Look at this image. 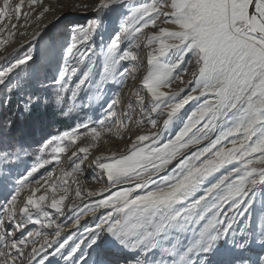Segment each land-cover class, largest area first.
<instances>
[{"label":"snow or ice","instance_id":"6c2138e0","mask_svg":"<svg viewBox=\"0 0 264 264\" xmlns=\"http://www.w3.org/2000/svg\"><path fill=\"white\" fill-rule=\"evenodd\" d=\"M50 11L43 0H2L0 22L7 23L0 26L5 34L0 48L15 35L8 30L9 25L17 28L13 17L23 19L20 27L34 23L36 30L26 53L0 56L7 61L0 68V85L19 87L21 73L41 81L46 68L56 67V102L70 100L75 108L85 85L94 82L99 93L110 78L116 80L122 62L132 67L119 72L121 80L126 74L135 80L142 62L134 49L143 47L148 49L146 71L133 93L141 112L135 124L139 128L147 122L154 131L130 137L119 154L91 159L89 167L100 169L107 183L98 191L77 187L80 201L101 197L82 206L65 204L70 189L63 177L83 172L103 134L122 138L128 125L127 114L122 119L115 110L119 93L107 104L105 119L95 122L98 127L81 123L40 149L51 148L52 159L59 160L69 144L86 141L71 152L72 166L61 169L63 177L53 180L49 173L43 184L27 183L49 160L34 165L11 192V173L0 177L5 199L0 207L10 222L0 220V264H33L41 253L39 264H264V193L256 208V189L264 188V0H96L87 26L70 24L63 30L59 17L44 23ZM149 28L154 31L145 32ZM97 34L99 53L93 43ZM97 55L100 73L94 71ZM188 66L195 71L185 81ZM177 81L183 86L173 90ZM192 102L196 107L188 113ZM39 104V96L29 95L24 108L30 112ZM170 128L173 134L165 137ZM26 190L30 194L17 219L18 200ZM47 209L59 216L71 213L74 228L92 214L94 226L61 241L65 229ZM28 224L53 231L25 236ZM35 237L43 238L39 247Z\"/></svg>","mask_w":264,"mask_h":264},{"label":"rangeland","instance_id":"374dc122","mask_svg":"<svg viewBox=\"0 0 264 264\" xmlns=\"http://www.w3.org/2000/svg\"><path fill=\"white\" fill-rule=\"evenodd\" d=\"M14 2H18V0H14ZM43 2L46 6L51 8V11L47 14V18L44 20V23H48L49 20L52 22H57L56 18L59 17L60 20L58 22V26L62 30L70 24L87 26L95 16L92 8L94 7L96 0H43ZM128 2L130 4L139 3L142 2V0H128ZM0 3H2V0H0ZM85 5H87V7H85ZM24 10H27L26 5ZM3 23H7V21L0 22V26H2ZM12 23H17V28L12 30L11 25H9L8 30L14 31L15 35L14 37L9 38L8 44L0 48V56L7 55L14 57L16 55H23L27 52L29 47H31L29 41H31L32 32L36 30V25L33 23L27 28L20 27V25L23 24V19L17 22L14 17ZM162 26L169 28L173 27L171 25ZM151 31H154V29L149 28L145 30V32ZM23 32H26L27 35L20 34ZM3 35L5 34H0V36ZM141 39L143 40V37ZM36 43L41 42L38 40ZM93 43L95 44V52L99 53L101 43L99 34L96 35ZM15 49H18L19 51L16 52L14 51ZM134 51H136L142 62L137 66V71L134 74L136 76L135 80H133L132 76L128 74H126L123 80H121L119 77V72L123 71L124 67H132L130 62H122L118 67L116 80L110 78L101 86V91L99 93L96 91V84L94 82L90 81L89 84L85 85V91L80 93V97L76 101L77 107L75 108L72 107V102L70 100L63 104L56 102V85L53 79L58 74L56 67H52L50 69L46 68L45 72L47 74V78L45 79L42 77L41 81L27 78L24 73H21L19 78V87H17L15 83L8 86L0 85V177L3 175H8L9 172L11 173L8 189L9 192L13 190L12 185L15 184L21 175L25 174L24 176H26L27 172L34 165L42 163L43 160H49L51 162L44 164V166L39 168L37 172L33 173L35 174L34 178H28L27 183L30 186H38L37 181H39L40 184H43L44 180L48 179L49 173H52L53 180L57 177H63L61 169L70 170L72 166V162L68 159V157L71 156V152L74 151L77 146L85 143L86 141L81 140L76 146L69 144L66 152L59 155V160L52 159L53 153L51 148H48L45 152H41L40 149L53 136H58L65 131L75 129L81 123H88L90 126L98 127L95 122L105 119L107 104L110 103L112 99L116 98L117 93L120 95V104L116 106L115 110L117 113L121 114L122 119L124 118V114H127V118L124 119V123L128 125L127 129L123 131L122 138L121 136L113 135L111 133L103 134L102 138L98 141L97 147L90 149L89 157L82 165L83 172L74 174L73 177H63V179L67 180L66 186L73 188V185L77 184L73 182L75 180L79 181L77 187L80 186L82 189L87 188L88 190L96 188L94 191H98L100 188L106 185L107 180L106 176L101 177L100 169L95 168L94 165L89 167L91 159L102 153L108 154L107 152H116L119 154L125 150L128 143H130V137L134 138L135 134H147L150 131H154V129H151V126L147 124V122H145L139 128L135 124V120L141 118V112L133 93L138 89L140 79L146 71V52L148 49L142 47L139 50L134 49ZM93 60H95L96 64L94 71L96 73L102 72V58L97 55L93 56ZM5 66H7V61L0 60V68ZM188 67L189 72L183 76L185 81L191 79V73L192 71H195L193 67ZM77 75H79V73ZM96 79H99L98 75L96 76ZM182 86L183 85L177 81L173 84V90H176ZM89 87L92 89L91 92L87 91ZM141 94L145 95L143 92ZM12 95H14L13 104L15 106L13 107L12 111L13 114L16 113L14 119H17V124L19 123L18 126L16 124L17 129H15L16 126L13 127L11 124H7V122H11L10 120L7 119V121L4 122L5 117L2 115V113L6 110L4 109V105L10 103ZM29 95L40 97V106H36H39V110L45 111L46 115H48V119L43 123L34 122L31 121V119H25V114H27L28 111H26L24 108V101L27 100ZM45 101H47V103H45ZM82 104H88L89 106L82 107ZM129 104L132 105L131 108L128 107ZM195 107L196 102L190 103L186 106V112L190 113ZM156 118L160 121L163 119V117ZM27 122L30 124L25 125ZM14 129L15 132L8 137L9 132ZM80 131L83 132L85 130L80 129ZM171 134H173V130L170 128V130L164 135L166 137ZM45 187H47V185H45ZM116 190H118V188H112L110 191ZM26 191L24 193H26ZM256 191V208L258 209L261 200V193H264V188H260L258 186ZM24 193H21V200L19 199L22 201V203L18 200L16 213L17 219H19L18 208L23 206V198L26 196ZM104 195H108V193H104ZM99 198L101 197H95L93 199ZM4 203V197L0 196V205H3ZM103 211L104 210H99L98 214H102ZM0 220H3L6 225L10 223L6 218L2 207H0ZM47 222L48 221L46 220L44 221V223ZM70 223H72V221L69 219V216L66 221L59 223L65 229L60 238L61 241L72 232H75L77 235H79L83 232L84 227L94 226V224L89 225L88 215L81 219V225L78 228H74ZM12 227H14V225H12ZM12 227L7 228L6 230L11 231ZM38 230H42L40 225L28 224L22 231H24L26 236L27 232H36ZM42 231H48L51 233L53 230L43 229ZM15 238H20V232L15 233ZM42 239V237H35L37 247H39L40 241ZM31 246L32 245L30 244L29 248H31ZM52 250L53 249H48L49 252ZM43 255L44 253H41V256ZM41 256H38L36 260L33 261V264H39ZM49 259L52 258L49 257ZM53 264H55V261H53ZM60 264H63V262L61 261Z\"/></svg>","mask_w":264,"mask_h":264},{"label":"trees","instance_id":"16d2710c","mask_svg":"<svg viewBox=\"0 0 264 264\" xmlns=\"http://www.w3.org/2000/svg\"><path fill=\"white\" fill-rule=\"evenodd\" d=\"M13 102H14V95L11 96L10 103H8L7 105H4V109H6L7 111L5 110L2 113V115L5 117L4 118V122L7 121V119H8L11 122H7V124L8 125L11 124L13 127H15L16 124H17V119H14L15 116H16V113L13 114V111H12L13 110V107H15L14 104H13ZM39 106H40V104H39ZM39 106H34L30 112L28 111V113L25 114V116H26L25 119H27V120H30L31 119V121L40 122V123H43L44 121H46L48 119V115H46V112L45 111H40L39 110V108H40ZM18 124H17V126H18ZM23 124H24V120H23ZM29 124H30L29 122L25 123V125H29ZM17 126H16L15 129H17ZM15 129L9 132L8 137L11 136L15 132ZM24 175L25 174L21 175L19 177V179L22 176H24ZM34 177H35V174H33L29 178L31 179V178H34Z\"/></svg>","mask_w":264,"mask_h":264},{"label":"bare ground","instance_id":"6f19581e","mask_svg":"<svg viewBox=\"0 0 264 264\" xmlns=\"http://www.w3.org/2000/svg\"><path fill=\"white\" fill-rule=\"evenodd\" d=\"M71 152V151H70ZM108 154H110V153H112V152H107ZM68 155V154H67ZM66 156V155H65ZM67 159V158H66ZM86 182V181H85ZM74 184V183H73ZM79 184V183H78ZM81 184V183H80ZM75 185V184H74ZM73 185V188H70L69 187V189H70V191H69V197H68V200H66L65 201V204H67V203H76V204H80L81 206H82V204L83 203H90V201L93 199V198H87V199H84L83 201H80V200H78V199H76L75 198V189L77 188V184L74 186ZM94 185V184H93ZM72 186V185H71ZM68 187V186H67ZM78 187H80V186H78ZM84 188V187H83ZM93 188V187H92ZM92 191H94V190H96V188H93V189H91ZM43 191H44V188H41V190H40V192H38V193H36V196H39L40 194H42L43 193ZM24 194H30L29 192H27L26 191V193H24ZM21 200V199H20ZM19 200V201H20ZM21 203H22V201H20ZM20 206H21V204H20ZM49 212H51L52 213V216H53V218L56 220V222L57 223H63L64 221H66V219L68 218V216H70L71 215V213H69V214H67V215H65V216H59L58 214H56L55 212H54V210H51V209H47ZM35 210H33V212H34ZM92 216V214H88V220H89V225H93V217H91ZM85 217V216H84ZM83 217V218H84ZM91 217V218H90ZM70 224H72V223H70ZM69 224V225H70ZM14 251V250H13Z\"/></svg>","mask_w":264,"mask_h":264}]
</instances>
